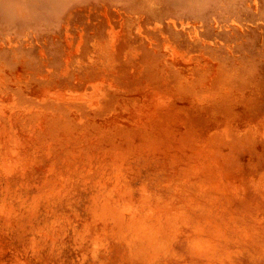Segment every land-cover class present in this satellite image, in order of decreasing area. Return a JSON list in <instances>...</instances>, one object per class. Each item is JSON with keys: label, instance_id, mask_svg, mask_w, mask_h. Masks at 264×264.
<instances>
[{"label": "rangeland", "instance_id": "obj_1", "mask_svg": "<svg viewBox=\"0 0 264 264\" xmlns=\"http://www.w3.org/2000/svg\"><path fill=\"white\" fill-rule=\"evenodd\" d=\"M0 119V264H264V0H0Z\"/></svg>", "mask_w": 264, "mask_h": 264}, {"label": "bare ground", "instance_id": "obj_2", "mask_svg": "<svg viewBox=\"0 0 264 264\" xmlns=\"http://www.w3.org/2000/svg\"><path fill=\"white\" fill-rule=\"evenodd\" d=\"M252 2H257V0H252ZM175 54V53H174ZM1 120V119H0ZM2 121V120H1ZM0 181H2V180H0ZM6 182V181H5ZM2 185V184H1Z\"/></svg>", "mask_w": 264, "mask_h": 264}]
</instances>
